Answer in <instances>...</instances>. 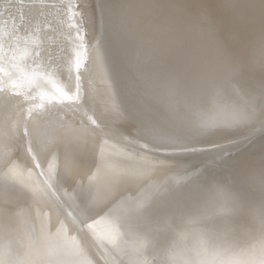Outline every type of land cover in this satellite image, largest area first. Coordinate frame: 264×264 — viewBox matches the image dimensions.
Returning <instances> with one entry per match:
<instances>
[{"label":"bare ground","instance_id":"obj_1","mask_svg":"<svg viewBox=\"0 0 264 264\" xmlns=\"http://www.w3.org/2000/svg\"><path fill=\"white\" fill-rule=\"evenodd\" d=\"M0 264H264V0H0Z\"/></svg>","mask_w":264,"mask_h":264}]
</instances>
